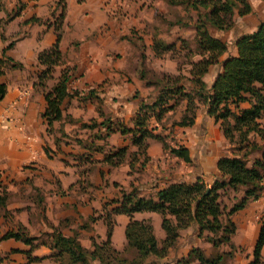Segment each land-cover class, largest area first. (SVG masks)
Wrapping results in <instances>:
<instances>
[{
    "label": "crops",
    "instance_id": "obj_1",
    "mask_svg": "<svg viewBox=\"0 0 264 264\" xmlns=\"http://www.w3.org/2000/svg\"><path fill=\"white\" fill-rule=\"evenodd\" d=\"M19 1L24 3L23 8L5 25V36L13 41L5 54L21 65L6 66L0 75V81L6 84V93L0 100V181L6 184V197L0 205V264H61L51 245L56 230L63 236L76 237L83 248L91 250L93 240L107 239L106 216L114 220L110 236L114 248L126 247L125 229L130 219L149 222L161 246L166 237L161 213L136 211L128 215L111 211L119 205L122 191L134 188L138 196L157 200L156 191L171 183L202 180L211 186L222 177L217 167L219 158L240 156L242 150L226 138L220 121L207 113V103L198 96L193 97L196 108L191 124H179L187 113V98H180L160 121L150 120L148 127L153 134L164 137L168 148L160 139L148 137V160L143 167L142 156L137 153L134 158L137 148L132 144L130 131L115 130L105 138L92 135L105 133L100 124L105 118L114 125L133 129L136 109L141 102L155 99L165 75L181 71L190 76L191 65L184 57L182 41L190 49L195 48L197 11L175 0H64L59 42L62 63L53 68L43 88L36 83L43 69L37 55L55 41V29L48 24L60 12L59 0ZM249 2L250 12L233 17L232 27L240 23L242 34L254 31L264 20V0ZM17 5L18 0H13L8 12ZM8 12L5 8L0 10V18H6ZM227 30L209 27L213 36L226 42L227 51L203 74L207 89L220 73L223 61L237 53L235 42L242 34L231 42L223 35ZM7 42L0 38V56ZM199 58L191 57L193 61ZM65 67L69 68L70 77L68 94L60 103L62 117L54 120L47 132L42 117L46 107L44 91L55 84ZM184 86L186 92L195 95L191 81L187 80ZM229 107L240 114L250 107V102L246 98L238 104L229 103ZM93 120L98 123L96 127H88ZM259 121L263 126L264 115ZM262 134L263 137L251 131L247 135L250 143L260 147L246 149L249 153L258 152L250 159L245 156L248 166L264 151V126ZM125 145L127 151L118 165L104 160L107 152ZM169 147L186 148L189 161L171 153ZM85 156L92 163L83 159ZM226 192L232 197L229 206L221 204ZM220 193V204L227 211L243 197L244 187H226ZM263 214L264 194L231 215L236 226L231 243L244 247L246 256L253 250L261 225L253 220ZM169 217L175 222L173 216ZM18 229L33 237L30 243L3 238L7 231ZM206 234L204 231L199 236L198 224L192 222L178 230L165 256H149L147 260L174 264L186 257L192 247H199L210 256L214 246L205 239ZM90 264L100 262L94 259Z\"/></svg>",
    "mask_w": 264,
    "mask_h": 264
},
{
    "label": "trees",
    "instance_id": "obj_2",
    "mask_svg": "<svg viewBox=\"0 0 264 264\" xmlns=\"http://www.w3.org/2000/svg\"><path fill=\"white\" fill-rule=\"evenodd\" d=\"M184 3L186 6L195 9L198 13L195 22L196 46L190 49L185 41H182L184 57L191 65L190 76L184 75L181 71L176 75H165L160 82L158 94L153 101L141 102L134 113V128L128 129L114 125L113 121L105 118L101 125L105 127L103 135L93 134L92 137H107L111 132L119 130L121 133L130 131L132 133V144L136 146V154L142 156L141 167L148 160L146 153L148 137L160 139L166 148L165 139L161 135L152 133L148 127L151 119L160 121L164 114L175 107L180 98H187V113L183 116L179 124H191L195 113L194 96H198L208 105L207 113L216 121H220L223 132L230 142H236L237 149L244 150L242 155L234 157H220L217 167L222 173V177L216 179L211 186L202 180H196L192 184L183 182L171 183L156 191L157 200L143 198L137 195L133 188L128 192L122 191L119 205L112 207L113 213H126L132 215L136 211H156L162 215V227L166 232V237L161 246L152 232L149 222L130 219L125 234L127 244L124 250H118L111 244L110 236L114 225V220L107 218V239L102 242L93 240V248L87 250L83 248L76 237L63 236L59 231L53 235L52 247L55 248L56 256L61 264H90L91 260L97 259L100 264H158L154 260H147L149 256L162 258L166 255L168 247L172 246L178 235V230L187 227L192 222H196L199 227V236L207 231L205 239L218 247L222 243H231V237L236 226L231 219V215L242 209L249 201L256 200L264 194L262 184L264 178V151L260 157L255 158L250 166L247 165L245 156L249 146L251 149L260 148L258 144L249 142L248 134L251 131L258 132L263 137V126L259 119L264 115V20L259 21L254 31L240 35L235 42L236 55L228 56L222 64L220 73L215 77L210 89L206 88L202 80L203 74L207 71L211 63L217 62L219 56L227 51L226 42L213 36L209 32V27L220 30H227L234 24V14L244 15L252 10L248 0H175ZM60 12L53 16V20L48 25H53L56 33L55 41L46 49L41 50L37 55V60L43 69L38 73L36 83L45 88L46 81L51 77L55 66L62 63V54L59 42L62 37V23L65 14L64 0H59ZM24 3L18 0L17 9L13 16L17 15L23 8ZM1 39H4L3 29L0 31ZM13 45L10 41L2 48L0 56V75L5 71L7 62L10 66L18 67L21 64L14 61L5 54V50ZM158 45H155L157 48ZM171 46H167V49ZM198 55L196 61L192 56ZM180 69V67H179ZM69 68L65 67L58 80L50 89L44 91L46 107L42 117L46 123V131H51L54 120L62 117L60 103L68 94L66 87L69 80ZM189 80L195 87V95L184 90V83ZM6 93V84L0 81V100ZM92 94L89 89L88 95ZM245 94H248L246 96ZM248 98L250 107L236 114L229 107V103L238 104ZM98 111L100 106L98 105ZM98 123L91 121L88 127L95 128ZM247 142V143H246ZM127 145L110 150L104 156V160L111 165H118L126 151ZM245 148V149H244ZM49 153V149L44 147ZM169 151L174 155L189 161L188 151L183 147H169ZM88 156L83 157L89 160ZM133 158V157H132ZM244 187L243 197L237 199L226 211L220 204V190L227 188L237 189ZM5 192V191H4ZM5 194L0 195V205L4 203ZM173 216L175 222L169 217ZM225 217L223 220L222 217ZM14 237L24 242L30 243L33 237H29L25 231H7L3 238ZM264 244V222H261L257 239L255 241L252 254L253 260L249 264L261 262V250ZM233 245V244H232ZM130 251L131 256L125 252ZM196 260L197 264H224L222 254L208 257L199 247H192L186 257L178 259L174 264H190ZM169 264V263H163Z\"/></svg>",
    "mask_w": 264,
    "mask_h": 264
},
{
    "label": "rangeland",
    "instance_id": "obj_3",
    "mask_svg": "<svg viewBox=\"0 0 264 264\" xmlns=\"http://www.w3.org/2000/svg\"><path fill=\"white\" fill-rule=\"evenodd\" d=\"M12 1L13 0H0V10H3L5 8V11L8 12V9H9L8 7L12 3ZM16 9H17V7H16ZM16 9H13L12 11L8 12L6 15V18H0V31H1V29H3V35H4V39H2V40L6 41V42L8 41L7 43H9L10 37L8 39L5 36V30H6L5 25H6V22L14 15ZM255 13H258V12H255ZM240 25H241L240 23H236L234 25V27H232L231 29H229L227 31H223V35L228 36L230 41L233 42L237 36H239L240 34L243 33L242 27H240ZM10 63L11 62L8 61L6 66H10ZM242 151H244V150H242ZM233 152H235V151H233ZM257 153L258 152H256V151L249 153V154H247L246 158L250 159L252 156L256 155ZM239 154L242 155L241 152H239ZM5 185L2 181H0V195H4V193L6 192L4 190ZM27 195H30L29 192ZM13 197H15V195H13ZM231 202H232V197H231L230 192L229 193L226 192L225 194H223L221 196V204L223 203V204L229 206L231 204ZM38 209L39 208L37 207V210ZM222 218H223V220L225 219L224 216ZM253 221L257 224L261 223L262 221L264 222V214L255 217ZM245 251L246 250L244 247L236 246L235 244L232 245V244H228V243H222L218 247H214V249L212 250V254L208 257H213L214 255L222 254L224 256V264H249V263H251V261L253 260L254 257H253L252 251L249 252L250 256H246ZM190 264H197V262H196V260H193L192 262H190ZM258 264H264V254H261V262Z\"/></svg>",
    "mask_w": 264,
    "mask_h": 264
}]
</instances>
